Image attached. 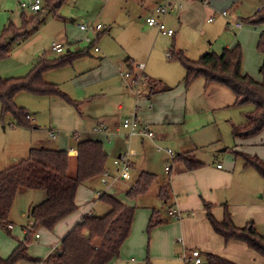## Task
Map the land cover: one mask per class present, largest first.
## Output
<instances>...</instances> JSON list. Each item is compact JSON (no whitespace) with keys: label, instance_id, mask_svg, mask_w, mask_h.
Segmentation results:
<instances>
[{"label":"rangeland","instance_id":"obj_1","mask_svg":"<svg viewBox=\"0 0 264 264\" xmlns=\"http://www.w3.org/2000/svg\"><path fill=\"white\" fill-rule=\"evenodd\" d=\"M30 1L31 0H0V35L6 28L12 27L11 29L15 31L21 30L24 27L20 22V17L23 13H26L29 17L34 16L33 12L29 9L23 10L21 8L22 4H31ZM40 1L42 8L45 7V0ZM109 1H112V7L114 6L113 16L116 20V26L113 33L115 35L131 17L133 18V20L131 19L132 22H145L144 16L141 17L139 14L138 16L133 9H129L132 11L130 12L128 7H125L124 2L116 4L115 2L113 3L114 0H107V3H109ZM198 1L202 2V0ZM148 2L149 1H145V6H143L146 8L145 10L148 9ZM104 3H101L100 0H64L59 10L51 13L45 11V23L40 27L45 37V41L42 44L48 45L51 43L52 36L57 35L59 30L64 33V29L67 25L68 28H74L73 37H79V41L73 46H79L81 48L86 47V49H89L91 45H93V42H84L86 38H84L85 34H82L78 29V25L81 22L79 20L72 22L73 18L70 17L72 12L77 8L81 7V9H84L82 6V4H84L88 6V10H84L83 14L91 16L89 22L85 23L104 27L102 37L96 40V47L99 48V50H103L104 48L112 51L119 50L118 45H116V42L111 37L112 31H108L109 29L113 30L114 25L110 24L107 17L100 12ZM262 4L261 0H222L219 1L214 8L216 12L223 13L227 11L230 16H228V20H226V18H217L212 24H207L206 22L203 24L200 22L195 25L199 29L191 30V28H183L181 34L178 32V29H176L175 32L177 35L175 39H169V37L161 35L160 39H163V44L165 46L164 61L162 62V59H158L156 52L150 67L152 73L166 79L170 73L168 69L176 68L180 73V77L182 75V77L185 78V68L179 63L178 59L168 60L165 57L168 53L172 54L174 51L173 47L175 48V52L181 51L190 61L197 62L207 53L221 55L224 50L234 49L239 45L242 52L241 73L250 76L257 82H262L263 76L260 70L264 63V56L259 52L258 44L260 36L264 32V26L258 27L256 28L257 31H254V27L243 21L251 18L259 8L262 7ZM135 16H137V18H135ZM139 17H141L140 20ZM227 21L232 23V25L241 22L244 25V29L241 31H233L230 29L231 26H228L226 29ZM203 29L205 30V37H203L201 33ZM36 30L30 28L28 30L30 36L24 39L21 38L20 41H14L13 44L10 45L9 57L0 61V79L8 80L26 77L36 65L39 57H36L32 66L28 57L32 56L36 49L41 48L43 46L42 44L25 50L22 54L23 58L19 60L15 57L16 51L26 45V39L35 35L37 33L35 32ZM93 37L90 38L94 40ZM65 45L64 47L66 48L67 43H65ZM160 46L159 48H161ZM51 51L48 50L49 57H59V55ZM93 51L92 48L90 50L92 55H94ZM143 61L145 62L146 60ZM143 61L139 60L136 62L135 68L137 72V66L141 65ZM157 62L158 64L155 65L154 63ZM48 74L49 72L44 75V81L47 83L51 81L50 78L47 77ZM56 75L57 73H54V76ZM184 78L180 80V83L177 81L179 78L174 79L177 83L172 86L165 84L168 85L166 86L168 90L166 93H163L164 96H151V99L148 98L149 96L137 98L136 95H130V92L125 89L127 84L124 83V81L123 87L119 78V83L121 87L124 88L123 91L116 88L110 90L106 98L104 97V100L100 99V106L96 105V103H92L93 107H90L88 110L90 112L94 109L101 119L103 118L106 121L115 113L117 109L116 105L123 103L124 120L131 118L137 111L136 114L140 124L142 123L141 126L143 128L150 127L156 134V139L154 141L145 139L144 146L141 144L139 138L142 137L140 136L133 137L131 143L129 142L131 151L133 153L134 151L138 153V157L135 159L137 167L135 171H132V179L129 182L116 186L112 185L114 183L113 180L101 177L85 184V186H81L78 191L77 199L80 210L73 216H77L83 209H91L94 216H105L110 208L100 200L103 194L109 196L116 195L115 198L119 200V202L136 209L130 237L122 247L123 250L120 253V257L114 264H186L188 262H186V259L191 256V250L196 248L194 246H189L188 248H190V250H185V245L180 242V239L183 238L179 233L173 231L167 236V232L163 231L170 224L175 225L176 221L171 219L168 215V211L172 206L170 203L171 199L165 204L158 197L159 184L166 180H170V183L174 184V178L183 175L181 171L183 168L191 172L180 158L172 162L166 152H164L166 150H171L177 155H185L187 153L193 154L196 161L205 162L204 164L207 169H209V167L216 168L217 165H221L225 172L231 174L237 173L235 177L237 187L235 185L233 190H227V198L233 201L234 197L232 196V192L235 190L240 193H248L251 190L253 191L251 198L246 201L264 206V179L255 169L246 168L244 159L236 154L244 153L249 156L258 157L264 161V132L250 139H236L233 136V127L245 123V115L253 111L254 107L252 105L235 107L234 94L227 87L215 83L207 84L202 77L196 78L191 84L186 85ZM150 79L153 80V78ZM131 80L132 78L128 79L127 82ZM154 80H156V78ZM145 86H142V88ZM61 91L66 94L63 89H61ZM123 92L129 93V100L127 103ZM43 100L44 99H41L40 96H35L26 92L18 94L15 98L14 102L17 107L25 109L26 113L35 118L32 127L18 126V123L14 121L11 115H7L6 118L2 120V107L0 103V170L12 168L26 160L29 157L31 149L40 147L38 144L39 141L47 143L45 147L51 150H59L60 147L64 148V142L61 143L59 139L56 143L53 141V138L49 136L52 129L66 132L78 130L72 125V121L67 119L69 115L58 114V117L64 121V126L66 127L64 130L57 124H54V126L51 125L50 111L47 109ZM58 100L68 106L62 100ZM170 104H172L171 113L168 112ZM151 105L154 107L153 110L151 109ZM70 108L68 109L69 112H71L73 116L76 114L80 119L87 115L86 111L83 110V104L81 105L82 116L78 115L76 113L77 111L72 107ZM174 117L179 118V120L176 121ZM95 125L97 126L98 124ZM104 126L108 128L106 125ZM36 127L37 129H35ZM121 128L123 129V127ZM56 133L58 132L56 131ZM112 136L113 133L110 139H112ZM104 139H106V137ZM106 145L108 146L110 143L108 142ZM160 148L163 151H158ZM108 153L111 159L108 162V166L112 169V160L114 157L112 151ZM167 162H170L174 168L171 176L165 172ZM181 163L184 164L182 165L183 167H181ZM141 171L156 175L157 183L151 187L148 194L145 196L138 198L128 197L127 192L131 189L134 183L133 180ZM111 173L116 176V169L111 170ZM75 174L76 157L71 156L69 176L75 177ZM103 179L107 181L108 186L104 185ZM97 193L100 194V196ZM45 199L46 193L42 190L29 191L21 189L17 193L8 221V224H11L14 229L10 230L8 225H0L1 258L7 259L20 243L28 245L29 256L40 260L41 262L39 264H48V258L50 256H55L59 252L58 250L61 248V241L64 236L62 237L59 235L58 229L56 228L54 232L41 229L32 230V221L28 217L33 207L41 204ZM213 199H215V205H217L215 207H223L221 206L222 202L219 195L216 194ZM240 202H242V200L238 199L235 203ZM228 210H231V208H228ZM154 211L159 212L157 220H163L164 224L151 229L149 224ZM230 212L231 211H229V213ZM241 213L244 214L245 211L242 210ZM254 215L257 216L255 220L249 221L248 223H253L257 233L264 236V211L256 208L254 209ZM243 228H245V226ZM37 235L40 236V239L36 238ZM224 243L226 242L224 241L223 244ZM246 248L248 250V246ZM249 252L250 253L246 256L248 264H259L260 262H264V258L260 256H258L257 261L254 262L250 254H255V252L252 250ZM217 257L224 259V257L221 256ZM18 264L35 263L23 261Z\"/></svg>","mask_w":264,"mask_h":264},{"label":"trees","instance_id":"obj_2","mask_svg":"<svg viewBox=\"0 0 264 264\" xmlns=\"http://www.w3.org/2000/svg\"><path fill=\"white\" fill-rule=\"evenodd\" d=\"M261 1L263 3L261 9L251 18L243 20L254 28L264 26V0ZM63 2L64 0H46V11L51 13L59 10ZM45 16L44 11H41L31 23L39 25L45 20ZM26 20L24 16V22ZM11 28H6L0 35V61L9 57L10 45L20 37V34ZM90 48L55 59L41 56L26 77L0 79L2 120L7 115H11L18 126L32 127V120L27 118L30 114L26 113L25 109L17 107L14 102L18 94L25 92L35 96L60 99L82 116L81 103L72 100L58 85L45 82L44 75L87 56ZM173 50L169 60L177 58L183 65L186 85L202 77L207 84L215 83L230 89L235 97V107L247 105L254 107L253 111L245 115V123L233 127V136L236 139H250L264 132V63L260 70L263 81L257 82L241 73L240 46L226 49L221 55L208 53L197 62L190 61L181 51L175 52L174 47ZM258 50L264 56V32L260 36ZM162 90L168 89L164 87ZM158 91L153 88L151 93L155 94ZM77 151L75 177L69 176L71 157L67 151L51 150L43 146L31 149L29 157L20 164L0 170V225H10L9 215L17 193L21 189L42 190L46 193V199L33 207L28 216L33 223L32 230L44 229L53 232L60 222L74 215L79 210L76 204L79 188L94 179L101 178L107 171L109 161L104 145L100 141H82L78 144ZM236 154L244 159L246 168L255 169L264 179L263 160L244 153ZM181 157L190 171L201 166L193 154L187 153ZM155 183H157L156 175L142 171L127 192V196L131 198L145 196ZM158 197L165 204L169 202L170 180L159 184ZM100 200L110 208L109 212L102 217L84 216L62 239L59 252L48 258V264H111L119 259L121 249L130 237L136 209L107 194H103ZM212 209L211 205L205 204L207 220L216 235L222 237L226 243L242 242L264 258V236L257 233L253 223L245 228H238L227 206H225L224 219L220 222L215 218ZM157 216L159 212L154 211L149 224L151 229L164 224L163 220H157ZM23 261L35 264L41 262L29 256L28 245L24 243H20L7 259L0 257V264H18ZM203 264L236 263L213 254H203Z\"/></svg>","mask_w":264,"mask_h":264},{"label":"crops","instance_id":"obj_3","mask_svg":"<svg viewBox=\"0 0 264 264\" xmlns=\"http://www.w3.org/2000/svg\"><path fill=\"white\" fill-rule=\"evenodd\" d=\"M100 1L101 3L105 2L100 12H102V15L104 14L107 17L108 22H110V24L114 25L113 30L109 29L108 31H112L111 37L116 42V45H118L119 50L112 51L107 48H104L103 50L100 49L99 52H96L94 50V46L97 45L96 40L102 37V31L104 30V27L100 31V34L97 36L93 32L81 31L79 26L81 24H85V22H89V18H91L90 15L83 14L84 10H88V6L82 4L84 9H81V7L77 8L74 12H72L70 17L73 18L72 22H76L77 20L81 22L78 25V29L82 34H85L84 38L86 37L91 40V42L89 43L93 42V45H91L90 50L93 48L94 50L93 52L95 56L92 55L89 50L87 56L77 59L71 65H68L64 68L51 71L47 75V77H49L51 80L49 82L50 84L58 85L60 89H63L70 98L71 97L73 98L72 100L81 103V105L83 104V110L86 111L87 113L86 117L84 116L80 119L79 117L76 116V114L75 116H73L72 113L69 112L68 110L70 107L66 106L64 103H62L56 98L41 97V99H44L43 101L45 102L47 109L50 111L51 125L54 126V124H57L60 128H62V130H64L66 128L64 126V121L58 117V114H63V115H69L67 119L69 121H72V125H74L76 129H78L77 131H73V132L58 131L56 129L54 130L52 129L50 131L54 133H56V131L58 132L57 137L53 139L54 142L57 143V140L59 139L61 140V143L64 142L63 145L65 147L64 148L60 147L59 150H64L67 152H69L70 150L77 151L78 144L86 140H95L102 142L104 145L105 152L108 155L109 161L111 159L108 152L112 151V155L114 157L112 160L113 161L112 169L111 167L107 166L106 172L109 173L110 176L109 179L111 180L117 179V181H115L112 185L119 186L121 184H126V182H129L132 179V171H135L137 167V164L135 163V159L138 157V153L134 151L135 156L131 159L130 179L121 180L119 178V171H118L119 168L116 164V161L119 158V156L122 153H124L126 149L131 150L129 147L130 145L129 142L131 143V139L130 140L127 139L126 132L121 128L122 122L124 120L123 119L124 104L123 103L117 104L116 105L117 109L113 114V116L111 115L105 121L103 118L101 119V117L98 115L96 111H94V109L91 110L90 112L88 111L90 107H93L92 103H96V105L100 106V99L104 100V97L106 98L107 93H109L110 90H114V88H116L120 91H123L124 88L121 87V85L124 87L123 82L125 80L127 82V80L130 78L133 79L134 76L140 75L141 73H143L144 76L147 77L148 79L147 85L146 86L144 85L145 86L144 88H142L141 86L142 89H140L138 95L135 94L134 87L127 86L128 88L126 87L125 89H127L128 92H130V95H136L137 98L141 96L142 97L149 96L148 97L149 99H151V96H164L163 93L167 92L162 90L164 87L166 88V86L168 85L172 86L175 83H177L174 79L179 78L177 81H179L180 83L181 82L180 80H183L184 77H182V75L180 77V73L176 70V68L168 69V72L170 73L166 77V79H163L160 76L158 77V75L152 73V69H150V67L151 64L153 63L152 61L156 52L158 59L160 58L162 59V62L164 61L165 46L163 44L164 43L163 39H160L161 35L167 36L169 37V39H175L177 35V33L175 32L176 29H178V32L180 34L183 32V28L185 29L191 28V30L192 29L196 30L199 29L198 27L195 26L197 23L202 22L203 24H205L206 22L207 24H212L216 21L217 18H223V19L226 18V20H228L229 13L227 11L224 12L222 11L223 13H227V16H223V13L216 12L214 6L217 5L219 1L222 0H212V2L211 0H208L209 3L206 6L204 4V0H202V2L198 0H114L113 3L115 2L116 4L124 2L125 7L126 8L128 7V10L133 9L135 10L137 15L139 14L141 15V17L144 16L145 18V22L137 23L135 21L132 22L133 18L131 17L132 20L129 19L127 22H125L121 27V29L118 30V32L115 35L113 31L116 26V20L114 19L113 16L114 6L112 7L113 5L112 1H109V3H107V0L104 1L100 0ZM145 1H149L147 10H145L146 8L143 7L145 6L144 5ZM30 2L32 4L34 0H31ZM31 4H29V6ZM167 4L171 5L172 11L165 18H161V16L157 13V9ZM22 5L21 8L23 10L29 9L31 12H33L29 8V6L23 8ZM42 11L44 12L46 11V6L42 8ZM129 11L132 12L131 10ZM39 13L40 12H33L34 14L33 17H29L26 13H23L20 17L21 19L20 22L24 27L21 30L16 31L18 34H20V37L16 41H20L21 38L24 39L27 36H30L28 33V30L30 28L32 30L37 29L35 31L37 33L31 37H28L26 39L27 42L26 45L16 51L15 57L18 60L20 58H23L22 54L25 50L36 47L37 45L42 44L45 41V37L41 32V28H40L42 25H44L45 20L39 25L31 23L32 22L31 20ZM24 16H26L27 18V20L25 21L26 23L24 22ZM141 17H139V20ZM149 17H155L158 20H164L166 26L169 29L174 30V35L173 36L164 35L159 33L157 29L149 27L146 22V20ZM135 18H137V16H135ZM210 18H214V20L210 22L209 21ZM226 25H227L226 26L227 29V27L229 25H232V23L227 21ZM234 26H232L231 28V30L233 31H241L244 29V25L242 29L236 28ZM73 30L74 28L72 29L68 28V26L66 25V28L64 29V33L59 30L57 35L52 36L51 43H49L48 45L42 44L43 46L41 48L36 49L34 54L28 57L31 66L37 56L39 58L41 56H45L48 59L57 58V56L53 58L48 56L49 55L48 50L51 51V46L55 43L62 44L63 46H66L65 43H67V47L65 48V50L67 49L66 54L77 53L85 50L86 47L81 48L79 46H73L79 41V37L76 38L73 37ZM254 31H257V29L254 28ZM201 33L203 34V37H205L204 29L201 31ZM90 37H93L94 40L91 39ZM84 42L86 41L84 40ZM159 46L161 48H159ZM168 54L165 57L166 59L169 60ZM139 60L141 61L146 60L145 62L144 61L141 62V64H144L145 68L144 71L138 70L137 72L135 68V64H137L136 62H138ZM19 63H23V62H19ZM154 64L156 65L158 64V62ZM54 73H57V75L54 76ZM126 73H130L131 77L124 79L123 76ZM119 78L121 81V85L119 83ZM150 78H153V80H151ZM155 78L156 80H154ZM153 88L156 91L158 90L159 91L156 92L155 94H152L151 92ZM123 93L125 95L124 98L127 103V101L129 100V93L127 92H123ZM81 105H80V109H81ZM151 109L152 110L154 109L153 105H151ZM168 112L170 113L172 112V104L169 105ZM30 116L32 118V122H34L35 118L32 115ZM174 118L176 119V121L179 120V118L176 117ZM95 124L106 125L108 127L107 128L108 131L106 133L93 132V129L96 127ZM35 129H37V127ZM112 133L113 136L112 139H110ZM105 137L106 139H104ZM139 139L141 141L142 146H144L145 139L148 138L142 137ZM108 142L110 143V145L107 146L106 143ZM38 144L40 147L42 146L45 147L47 143H44L43 141H39ZM177 156H178L177 159L180 158L185 163L181 155H177ZM197 162L201 164V166L198 169L192 170L191 172H188L184 168L181 169L183 175L175 177L173 180L174 184L171 183L170 203L172 204V206L170 207L169 211L171 209L176 210L177 212L180 213L181 219L175 220L176 221L175 225L170 224L163 231L167 232L166 234L167 236L170 235L173 231L179 233L183 238L180 239V242L183 243V245H185L186 248L185 250H190V248L188 247L194 246L196 247L194 248V250H199L201 254L213 253L217 256L224 257V259L232 261L236 264H248L246 260V256L250 253L249 251L251 249L249 250L248 248L249 250L248 251L246 248L247 247L246 244L239 241H230L228 243L223 244L225 240L214 233L207 220L205 204H209L213 207V214L215 218L220 222L223 221L224 219L225 206H228L229 209L231 208V210L229 211H231L230 213L232 214L233 221L238 228H243L244 226L246 227L249 224L248 223L249 221L255 220L257 216L254 215V209L257 208L258 210L264 211V206H262L261 204L249 203L248 201H246L251 198V194L253 193V191L251 190L248 193L245 192L240 193L237 190L233 191L232 196L234 197V199L233 201H231L230 199L227 198L226 192L227 190H233L235 185L237 187V183L235 182V177L237 173L231 174L229 172H225L223 167L219 168V166L221 165H217L216 168L209 167V169H207V167H205L204 164L205 162L202 163V161L199 160ZM182 165L184 164L181 163V167H183ZM114 169H116V173H117L116 176H114L111 173V170ZM173 170L174 168L172 169L171 173L168 174L169 176H171ZM137 178L138 175L133 180L134 183L136 182ZM134 183L132 184V186L134 185ZM216 194L220 196V200L222 202L221 206H223L221 208H219V206L215 207L217 205H215L216 204L214 201L215 199L213 198ZM98 195L100 196V194ZM115 196L113 197L115 198ZM238 199L242 200V202L235 203L236 200ZM76 204L79 205L77 197H76ZM242 210L245 211L244 214L241 213ZM169 211H168V215H169ZM86 215H93L92 210L83 209L77 216L72 215L66 218L65 220H63L62 222H60L56 227L58 229L59 235L65 237L70 232V230ZM122 250L123 249H121V251ZM250 255L251 257H253L254 262H256L257 257L259 255L256 252L255 254H250ZM115 262L116 260L111 264H114ZM259 264H264V262H260Z\"/></svg>","mask_w":264,"mask_h":264},{"label":"built area","instance_id":"obj_4","mask_svg":"<svg viewBox=\"0 0 264 264\" xmlns=\"http://www.w3.org/2000/svg\"><path fill=\"white\" fill-rule=\"evenodd\" d=\"M104 1V0H102ZM208 0H204V4L208 5ZM23 8L27 7L29 5L23 4L22 5ZM29 8L33 11V12H41L42 11V6H41V1L40 0H34V2L29 6ZM261 9V7L259 8ZM172 11L171 5L167 4L164 6H161L157 9V13L161 16V18H165L168 14H170V12ZM223 16H227V13H223ZM214 20V18H210V22H212ZM147 25L149 27L155 28L157 29V31L161 34L164 35H168V36H173L174 35V30L168 29L164 20H158L155 17H149L147 20ZM233 25H229V27ZM81 31L84 32H93L95 33V35H99L100 31L103 29V27L101 25H93L91 23H85V24H81L80 26ZM236 28L242 29L243 28V23L238 22L235 24ZM230 28V29H231ZM86 42H91V40L89 38L85 39ZM52 51L59 55V56H63L66 54V50L65 47L62 44L59 43H55L52 45L51 47ZM94 50L96 52H99V48L96 47V45L94 46ZM168 58H171V54H168ZM138 70L140 71H144V65H138L137 66ZM124 79H127L129 77H131L130 73H126L124 76ZM148 82V79L146 76H144L143 73H141L140 75L134 76L132 81L130 83L126 82L127 86L129 87H134L136 95L139 94L140 88L141 86L146 85V83ZM29 120H32V118L30 116L27 117ZM122 127L126 132V137L128 140L132 139L135 136H140L143 138H148L150 140H155L156 139V134L153 132V130L150 127H145L143 128L139 122V119L137 117V114L134 113L133 116L131 118L125 119L124 122L122 123ZM108 131V129L104 126V125H98L93 129V132L95 133H106ZM50 137L55 139L57 137V133L54 132H50ZM158 151H163L161 148L158 149ZM166 152L167 156L172 160V162H175L176 159V153H174L171 150H166L164 151ZM69 156H78V152L75 150H70L69 152ZM135 156V153H133L131 150H127L124 153H122L119 158L116 161V164L119 166V178L121 180H129L130 179V167H131V159ZM219 168H221V166H219ZM173 169V166L171 165L170 162H167L166 167H165V172L167 174H170L171 171ZM104 178H110L109 173L105 172L104 175L102 176ZM117 181V179H114L113 182ZM103 183L104 185L108 186V183L105 179H103ZM169 216L171 218H173L174 220H180L181 219V215L179 212H177L174 209H171L169 211ZM33 225V223H32ZM8 228L10 230L13 229V226L10 224L8 226ZM37 239L40 238L39 235L36 236ZM191 256L186 259V262L188 264H203V258H202V254L199 250H192L191 251Z\"/></svg>","mask_w":264,"mask_h":264}]
</instances>
